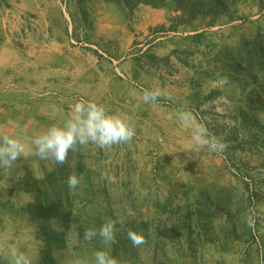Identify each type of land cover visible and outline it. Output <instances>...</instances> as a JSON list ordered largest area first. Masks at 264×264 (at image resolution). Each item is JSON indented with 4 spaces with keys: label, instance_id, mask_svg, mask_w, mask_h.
Here are the masks:
<instances>
[{
    "label": "rangeland",
    "instance_id": "1",
    "mask_svg": "<svg viewBox=\"0 0 264 264\" xmlns=\"http://www.w3.org/2000/svg\"><path fill=\"white\" fill-rule=\"evenodd\" d=\"M161 12L163 22L151 24ZM176 15L171 2L129 14L103 0H0V133L29 140L61 124L80 99L120 114L136 132L129 143L69 152L65 180L82 176L71 192L80 236H69L50 264L65 257L94 264L98 250H118L119 264H264V209L254 227L242 219L264 202V74L256 86L257 72L224 56L253 39L249 33L264 32V0H241L224 15L234 25L224 20L207 36L184 26L166 31ZM224 77L228 83H219ZM141 88L164 89L171 99L144 104L136 98ZM181 106L222 137L226 151L196 145L175 118ZM80 160L87 167L77 174ZM54 164L26 153L0 169V264H10L8 244L29 251L33 264H48L45 229L23 207L36 198L27 172L40 178ZM108 219L118 221L115 244L83 240L85 229ZM131 228L145 243L124 254Z\"/></svg>",
    "mask_w": 264,
    "mask_h": 264
},
{
    "label": "clouds",
    "instance_id": "2",
    "mask_svg": "<svg viewBox=\"0 0 264 264\" xmlns=\"http://www.w3.org/2000/svg\"><path fill=\"white\" fill-rule=\"evenodd\" d=\"M219 83H228L227 78H221ZM144 104H157L161 99H171L166 90L161 88H141L136 96ZM175 118L182 127L191 131V140L198 146L210 152L223 153L228 145L222 137L214 135L209 129L197 120L196 115L184 106L175 111ZM136 132L129 120L120 114H110L104 105L93 100H77L72 106L71 113L61 124H53L46 130L26 140L20 136L0 133V169H11L15 162L26 153L34 154L41 160H52L56 164L67 163L70 151L79 146L84 148L89 144L101 149L111 148L114 145L129 143ZM75 173L67 177L66 184L70 190H75L81 180ZM102 178L103 177L102 175ZM259 209H264V202L254 204L242 219L249 227H254ZM118 221L108 219L99 229H85L83 240L91 242L99 237L104 249L116 243V224ZM80 236L75 225L71 226L67 236ZM127 238L133 246L145 243L143 235L129 230ZM6 240V234L0 236ZM7 254L10 264H33L29 251L20 250L15 245H7ZM94 264H119V261L107 250H98L94 253ZM64 264H86L82 259L64 258Z\"/></svg>",
    "mask_w": 264,
    "mask_h": 264
},
{
    "label": "trees",
    "instance_id": "3",
    "mask_svg": "<svg viewBox=\"0 0 264 264\" xmlns=\"http://www.w3.org/2000/svg\"><path fill=\"white\" fill-rule=\"evenodd\" d=\"M92 0H88L90 2ZM106 4H114L121 10L133 14L140 5H147L154 8H164L169 2L174 5L177 13L171 20L172 26L166 31L178 32L183 26H193L201 15H208L213 18L211 24L217 23L222 16L232 10L241 0H103ZM162 29H166L162 26ZM199 35V34H198ZM223 55V54H222ZM224 56L234 60L233 65L238 69H245L249 72H257L253 75L256 86L263 85L259 82V73L264 74V32L256 33L253 39H243L237 46L230 47L224 52ZM87 165L80 160L76 169L77 174L84 172ZM64 167L54 164L50 172L43 173V176L36 178L27 172L26 184L34 187L36 198L31 203L23 207V211L30 214L35 223L45 229V242L47 252L45 261L50 264L52 252L62 250L67 247V229L73 225V209L71 192L63 176ZM80 186V183H79ZM80 191V190H79ZM225 192L226 189L224 190ZM190 219L189 215H185ZM75 220V219H74ZM188 223V222H186ZM190 225H186L188 228ZM135 231V229L131 228ZM124 254L127 250L135 252L137 246H133L129 239L122 245ZM119 255L115 250L112 256Z\"/></svg>",
    "mask_w": 264,
    "mask_h": 264
},
{
    "label": "crops",
    "instance_id": "4",
    "mask_svg": "<svg viewBox=\"0 0 264 264\" xmlns=\"http://www.w3.org/2000/svg\"><path fill=\"white\" fill-rule=\"evenodd\" d=\"M147 6V5H146ZM148 7H151V6H148ZM157 9H156V13H157ZM262 13L263 12H260L255 18V20H257L258 18H260L261 16H262ZM162 12L160 13V18H159V21L158 20H153V23L151 22V24H156V23H158V22H163L162 21ZM229 21V24L227 25V26H232V25H234V23H235V19H233V18H229V17H227V16H224L223 18H221L217 23H215V24H211V20L208 18V17H206L205 15H201L198 19H197V21L195 22V24L193 25V26H184V28H186V30H188L189 31V33L188 34H191V35H193V36H195V35H198V34H204L206 31H208L209 29H215L216 28V26L218 25V24H220L221 22H223V21ZM255 34H256V32H251V33H249V36H251V37H254L255 36ZM205 36H207V34H204ZM232 39V38H231ZM234 39V38H233ZM0 77L2 78V70H0ZM0 78V79H1ZM1 85V84H0ZM31 99L32 98H30V99H28L27 101H31Z\"/></svg>",
    "mask_w": 264,
    "mask_h": 264
}]
</instances>
